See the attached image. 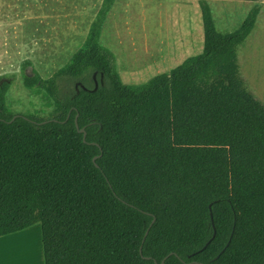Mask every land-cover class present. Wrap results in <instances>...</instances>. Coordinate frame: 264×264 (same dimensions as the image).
Masks as SVG:
<instances>
[{"label":"trees","instance_id":"obj_1","mask_svg":"<svg viewBox=\"0 0 264 264\" xmlns=\"http://www.w3.org/2000/svg\"><path fill=\"white\" fill-rule=\"evenodd\" d=\"M114 2L51 77L24 72L46 117L0 80V237L39 224L43 264H264V103L238 62L259 5L222 34L199 0L201 52L127 85L100 44Z\"/></svg>","mask_w":264,"mask_h":264},{"label":"rangeland","instance_id":"obj_2","mask_svg":"<svg viewBox=\"0 0 264 264\" xmlns=\"http://www.w3.org/2000/svg\"><path fill=\"white\" fill-rule=\"evenodd\" d=\"M251 2L254 1L207 0L217 31L222 34L236 31L250 9L257 5ZM198 3L199 0L115 1L101 28L100 44L113 55L123 84L147 83L201 52L203 29ZM262 11L263 16L264 5ZM258 23L261 18L238 49V62L250 90L264 103V32L258 30ZM32 28L33 24L24 23L23 30L27 32L14 39L18 44L25 43L24 47L12 43L9 47L3 46L0 39V80L10 78L7 98L15 113L46 117L50 108H45L42 98L23 86V74L27 71L33 75V69L42 78L51 77L83 45L87 30L71 32L76 37L55 38L51 35L56 32L50 31L38 33L46 38H37L29 37L37 34ZM36 39L52 42L46 43V49H37L33 48ZM24 61H30L31 66L23 67ZM74 88V83L64 80L60 83V94L70 95ZM0 264H43L40 225L1 238Z\"/></svg>","mask_w":264,"mask_h":264},{"label":"crops","instance_id":"obj_3","mask_svg":"<svg viewBox=\"0 0 264 264\" xmlns=\"http://www.w3.org/2000/svg\"><path fill=\"white\" fill-rule=\"evenodd\" d=\"M102 1L103 0H0V39H3V46L9 47L12 43L16 44L18 47H24L25 43L18 44L14 39L19 38L22 32H27L23 30V24L26 22L33 24L32 29L37 33H33V35L29 37L46 38L44 34L38 33L50 31L56 32V35H51V37L55 38L76 37V35L71 32H81L82 29H85V31L87 30L88 33L90 24L94 20ZM252 1L254 2L251 3L260 5V11L257 15L256 22L261 18V23H258V30L264 32V15H261L263 13L262 6L264 5V0ZM49 23H52V25ZM76 23H87V25ZM61 31L66 32V34L58 35ZM23 36H26V34H23ZM10 37H12V39H10ZM58 41L61 42L60 39H58ZM50 42H52L50 39H48V41H40V39L33 40V48L46 49L48 47L46 43ZM3 237L4 236H1L0 239Z\"/></svg>","mask_w":264,"mask_h":264},{"label":"water","instance_id":"obj_4","mask_svg":"<svg viewBox=\"0 0 264 264\" xmlns=\"http://www.w3.org/2000/svg\"><path fill=\"white\" fill-rule=\"evenodd\" d=\"M83 88L86 89L85 87H83ZM95 88H97V82H96V86H95ZM75 124H76V128H77L78 132H80V133L83 134V139L85 140L86 132H85L84 128H82V129H79V128H78V124H77V122H76V119H75ZM93 144H95V143H93ZM96 158H97V156L93 158V161H95ZM96 166H97V165H96ZM153 221H154V219H153ZM153 221H152V222H153ZM140 252H141V249H140ZM145 258L150 259V257H145Z\"/></svg>","mask_w":264,"mask_h":264},{"label":"flooded vegetation","instance_id":"obj_5","mask_svg":"<svg viewBox=\"0 0 264 264\" xmlns=\"http://www.w3.org/2000/svg\"><path fill=\"white\" fill-rule=\"evenodd\" d=\"M94 78H95V77H94ZM96 82H97V81L95 80V85H96ZM77 87H78V85H75V88H76V89H78ZM82 87H84V86H82Z\"/></svg>","mask_w":264,"mask_h":264}]
</instances>
